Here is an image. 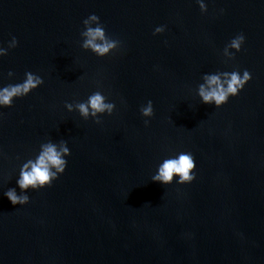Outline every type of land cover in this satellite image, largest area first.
Here are the masks:
<instances>
[{"label":"water","instance_id":"1","mask_svg":"<svg viewBox=\"0 0 264 264\" xmlns=\"http://www.w3.org/2000/svg\"><path fill=\"white\" fill-rule=\"evenodd\" d=\"M205 3L0 0V43L18 41L0 57V84L28 71L44 80L0 109V264H264V0ZM90 14L120 41L104 58L81 47ZM235 68L251 73L244 89L220 108L200 103L202 75ZM96 90L116 104L101 124L67 111ZM49 139L67 140L65 172L13 205L3 193L19 192V168ZM181 151L195 179L154 182Z\"/></svg>","mask_w":264,"mask_h":264},{"label":"clouds","instance_id":"2","mask_svg":"<svg viewBox=\"0 0 264 264\" xmlns=\"http://www.w3.org/2000/svg\"><path fill=\"white\" fill-rule=\"evenodd\" d=\"M202 13H206L208 6L205 0H196ZM221 14L223 9L220 10ZM164 25L157 26L153 35L162 34L165 31ZM81 47L86 51H91L99 58L111 55L120 47V41L111 38L100 17L90 14L83 20V30L80 33ZM246 37L240 33L233 37L223 48V56L227 60H234L235 54L242 50ZM18 45L16 37H12L4 47L0 43V57L8 54L9 49H14ZM14 73L9 71V79L14 77ZM252 79L248 70L235 68L231 71L206 72L202 75V82L198 84L196 94L200 103L220 108L225 105L230 98L236 97ZM44 84L41 76L31 71L25 72L24 78L16 83L0 84V109L10 108L16 99L28 96L31 92ZM121 103H124L121 100ZM68 112H78L80 117L87 121L93 120L96 124H101V117L111 116L116 109V104L110 101L102 91L96 90L87 96L86 99L75 103H66ZM140 114L144 118L147 127L150 119L154 115V105L152 100H148L140 106ZM3 113L0 112V116ZM71 155L67 140L61 139L59 142L51 139L39 145L36 154L27 159L19 168V175L16 184L19 188H9L3 194L13 205L23 206L30 202L29 191H39L45 187H50L53 181L61 176L67 167V157ZM196 162L191 152L181 151L173 155L164 157L158 163L155 173L151 179L163 185L173 183L184 185L191 183L195 179Z\"/></svg>","mask_w":264,"mask_h":264}]
</instances>
